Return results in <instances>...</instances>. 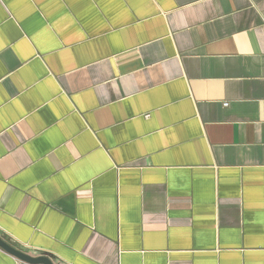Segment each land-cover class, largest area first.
<instances>
[{
    "label": "crops",
    "instance_id": "crops-1",
    "mask_svg": "<svg viewBox=\"0 0 264 264\" xmlns=\"http://www.w3.org/2000/svg\"><path fill=\"white\" fill-rule=\"evenodd\" d=\"M0 236L264 264V0H0Z\"/></svg>",
    "mask_w": 264,
    "mask_h": 264
},
{
    "label": "water",
    "instance_id": "water-1",
    "mask_svg": "<svg viewBox=\"0 0 264 264\" xmlns=\"http://www.w3.org/2000/svg\"><path fill=\"white\" fill-rule=\"evenodd\" d=\"M0 249L26 264H55L51 255H31L8 243L2 236H0Z\"/></svg>",
    "mask_w": 264,
    "mask_h": 264
},
{
    "label": "trees",
    "instance_id": "trees-1",
    "mask_svg": "<svg viewBox=\"0 0 264 264\" xmlns=\"http://www.w3.org/2000/svg\"><path fill=\"white\" fill-rule=\"evenodd\" d=\"M2 237H3L8 243L12 244L13 246L18 247V246L15 245L13 242H11L10 239H8L7 237H5V236H2ZM18 248H20V247H18Z\"/></svg>",
    "mask_w": 264,
    "mask_h": 264
},
{
    "label": "built area",
    "instance_id": "built-area-1",
    "mask_svg": "<svg viewBox=\"0 0 264 264\" xmlns=\"http://www.w3.org/2000/svg\"><path fill=\"white\" fill-rule=\"evenodd\" d=\"M55 264H57V263H55Z\"/></svg>",
    "mask_w": 264,
    "mask_h": 264
},
{
    "label": "rangeland",
    "instance_id": "rangeland-1",
    "mask_svg": "<svg viewBox=\"0 0 264 264\" xmlns=\"http://www.w3.org/2000/svg\"><path fill=\"white\" fill-rule=\"evenodd\" d=\"M16 247V246H15Z\"/></svg>",
    "mask_w": 264,
    "mask_h": 264
}]
</instances>
